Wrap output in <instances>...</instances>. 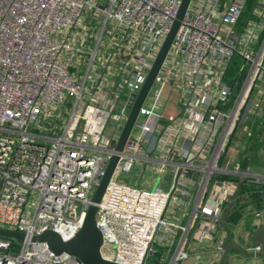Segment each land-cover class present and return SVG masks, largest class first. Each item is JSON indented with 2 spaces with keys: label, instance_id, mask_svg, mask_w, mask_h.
Returning a JSON list of instances; mask_svg holds the SVG:
<instances>
[{
  "label": "built area",
  "instance_id": "2783aa9c",
  "mask_svg": "<svg viewBox=\"0 0 264 264\" xmlns=\"http://www.w3.org/2000/svg\"><path fill=\"white\" fill-rule=\"evenodd\" d=\"M181 4L0 0V227L26 235L0 264H83L31 238L82 228ZM238 130L264 137V0H191L98 203L103 258L182 264L216 237L240 184L221 176L264 185L229 165Z\"/></svg>",
  "mask_w": 264,
  "mask_h": 264
},
{
  "label": "water",
  "instance_id": "95a60500",
  "mask_svg": "<svg viewBox=\"0 0 264 264\" xmlns=\"http://www.w3.org/2000/svg\"><path fill=\"white\" fill-rule=\"evenodd\" d=\"M191 0H182L181 8L179 14L156 58V61L147 77V80L142 87L137 100L132 107L128 119L121 131V134L116 143V153L110 159V162L107 166L106 174L100 181L99 185L96 188L95 194L92 199V204L90 205L82 228L78 233L69 240H64L61 235L52 230L48 229L43 231L40 234L32 236L31 240L38 243H46L51 251L55 254H70L77 257L83 264H118L103 258L101 254V246L103 242V236L100 229L96 224V214L98 210V203L101 201L106 187L113 175L115 167L119 160V153L123 151L126 142L133 130L136 119L138 117L140 108L146 99V96L154 82L156 75L158 74L165 57L170 49L171 43L175 37V34L181 24V21L184 17V14L189 6ZM242 182L239 184L237 191L235 192L232 201L228 204V207L223 216V227L226 230V238L221 244V258L219 264H228L230 253L232 251H238L245 256H261L264 259V216L263 222L259 227H257L252 233V241L259 245L261 250L257 253L249 252L245 247L241 246L239 243L234 242L231 237V230L226 224V218L228 213L236 200L239 191L241 189ZM0 237H7L16 239L18 241H23L26 235L18 230H11L8 228L0 227Z\"/></svg>",
  "mask_w": 264,
  "mask_h": 264
},
{
  "label": "crops",
  "instance_id": "0c3cea01",
  "mask_svg": "<svg viewBox=\"0 0 264 264\" xmlns=\"http://www.w3.org/2000/svg\"><path fill=\"white\" fill-rule=\"evenodd\" d=\"M235 136L234 144L228 148V155L232 156L233 161L230 166L239 165L242 170L250 173H264V139L261 141L250 140L244 138L242 130H238ZM246 213L233 226L231 237L234 242L239 243L243 247L252 245V233L261 225L263 219L257 218L253 211L261 208L251 204ZM247 207V208H248ZM264 210V209H261ZM186 217H184V221ZM226 238V230L223 227L218 235L212 239H208L201 247H197L194 240L191 251V258L182 264H219L222 252L217 250L218 244H222ZM228 264H264L261 256H245L238 251H232Z\"/></svg>",
  "mask_w": 264,
  "mask_h": 264
},
{
  "label": "trees",
  "instance_id": "16d2710c",
  "mask_svg": "<svg viewBox=\"0 0 264 264\" xmlns=\"http://www.w3.org/2000/svg\"><path fill=\"white\" fill-rule=\"evenodd\" d=\"M221 177L230 180H235L239 183L242 182L239 194L236 200L234 201L226 218V224L230 229H232L233 226L238 223L244 213L248 211V209L250 208L248 206H250L251 204L256 205L261 209H264V185L253 182L248 179H243L242 181L241 177L236 175L224 174Z\"/></svg>",
  "mask_w": 264,
  "mask_h": 264
},
{
  "label": "rangeland",
  "instance_id": "374dc122",
  "mask_svg": "<svg viewBox=\"0 0 264 264\" xmlns=\"http://www.w3.org/2000/svg\"><path fill=\"white\" fill-rule=\"evenodd\" d=\"M142 119H143V117H140V120H142ZM263 139H264V137H263ZM263 145H264V143H263ZM159 181H160V180H159V179H157V180H156V184H155V185H157V184L159 183ZM165 181H166V179H165Z\"/></svg>",
  "mask_w": 264,
  "mask_h": 264
}]
</instances>
